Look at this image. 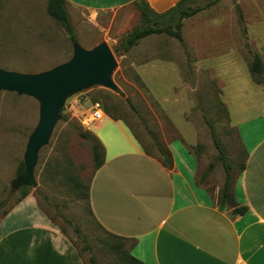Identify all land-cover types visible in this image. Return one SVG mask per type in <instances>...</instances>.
<instances>
[{
    "label": "rangeland",
    "instance_id": "374dc122",
    "mask_svg": "<svg viewBox=\"0 0 264 264\" xmlns=\"http://www.w3.org/2000/svg\"><path fill=\"white\" fill-rule=\"evenodd\" d=\"M46 5L47 0H0V69L35 74L71 58L73 43L48 16ZM188 6L199 11L182 20L183 43L167 33L151 34L126 52L120 41L141 23L133 6L93 14L68 9L81 47L105 42L110 48L117 91L95 86L66 99L38 152L35 187H16L14 181L38 121V104L0 91V218L23 192L33 194L83 264H137L127 260L130 242L101 228L82 190L72 185V179L88 184L95 173L90 138L100 142L99 134L108 142L116 135L97 124L81 125L94 104L102 106L106 119L123 122L143 150L160 161L159 150L172 141L190 147L199 162L197 184L218 198L225 173L208 122L232 165V182L236 179L245 155L232 123L264 105V84L253 82L249 72L257 53L264 79V0H191ZM169 23L174 31L175 22Z\"/></svg>",
    "mask_w": 264,
    "mask_h": 264
},
{
    "label": "crops",
    "instance_id": "0c3cea01",
    "mask_svg": "<svg viewBox=\"0 0 264 264\" xmlns=\"http://www.w3.org/2000/svg\"><path fill=\"white\" fill-rule=\"evenodd\" d=\"M64 1L67 12L93 14L134 7L139 0ZM144 1L163 13L181 0ZM106 117L98 129L116 135L107 142L97 134L104 160L90 180L89 207L101 228L130 242V257L139 264H264V105L232 123L245 155L231 184L235 203L245 207L238 214L230 207L219 211L217 198L197 184L198 158L185 144H167L172 167L166 168L123 122ZM0 264L83 261L28 194L0 218Z\"/></svg>",
    "mask_w": 264,
    "mask_h": 264
},
{
    "label": "water",
    "instance_id": "95a60500",
    "mask_svg": "<svg viewBox=\"0 0 264 264\" xmlns=\"http://www.w3.org/2000/svg\"><path fill=\"white\" fill-rule=\"evenodd\" d=\"M115 67V58L105 42L85 49L75 41L71 58L44 72L22 74L0 69V91L30 97L38 104V121L23 155L24 174L14 181L16 187L36 186L38 152L48 143L66 99L95 86L117 91L112 81Z\"/></svg>",
    "mask_w": 264,
    "mask_h": 264
},
{
    "label": "trees",
    "instance_id": "16d2710c",
    "mask_svg": "<svg viewBox=\"0 0 264 264\" xmlns=\"http://www.w3.org/2000/svg\"><path fill=\"white\" fill-rule=\"evenodd\" d=\"M191 0H181L179 1L173 8L167 10L166 12L163 13H156L154 12L148 4L144 0H139L134 3V7L139 10L140 13V20L141 23L137 27H135L133 30H131L121 41H120V48L123 51H128L130 50L133 46H135L141 39L151 35V34H159V33H167L173 37H175L180 43H183L182 37L180 34V28L182 26V20L185 18L192 17L195 15L199 9H192L188 6V2ZM46 11L49 17H51L53 20L58 22L64 29L66 35L68 36L69 40L74 43L76 41L75 34L73 31V27L65 6V1L64 0H47V5H46ZM175 22V30L173 31L170 28V23L169 22ZM263 71V62L260 58V56L257 53L252 54V60L249 64V72L250 75L253 79V82L256 84L262 85L264 84V79L261 78V74ZM103 109V108H102ZM104 113L105 110L103 109ZM113 119V118H112ZM207 125L210 130L211 138L213 140V144L218 151V160L221 162L223 168H224V173H225V178H224V183L222 185L221 191L218 194L217 198V208L219 211H223L225 208H232V212L234 214L238 213H243L245 211V207H238L237 204L235 203L232 191H231V163L228 162L226 159V156L221 149L218 141L216 140L214 130L212 126L207 122ZM80 129L84 132L81 133L83 137H87L86 132L83 130L82 127ZM91 140V149H92V154H93V161H94V166H95V171L98 170L104 160V148L103 145L95 138L92 136L90 138ZM160 149V148H159ZM189 151L191 152L190 147L188 148ZM146 152V151H145ZM160 155L162 156V161L161 163L163 166L166 168H171L172 167V158L170 152L165 149H160L159 150ZM147 153V152H146ZM244 167L243 165L241 166V170H243ZM24 173V164L21 163L17 175L21 176ZM91 180V179H90ZM72 185L76 189L79 188L80 191L82 192L84 198L87 200L89 204V184H84L82 180L75 181L72 179ZM28 195V193L23 192L19 200L15 202V205L18 204L23 198H25ZM2 205V202L0 203V206ZM8 212H5L4 215H6ZM112 235V234H110ZM114 236V235H112ZM115 238H121L114 236ZM124 239V238H121ZM125 240V239H124ZM127 260L133 263L139 264L137 260L134 258L130 257L129 254L127 253Z\"/></svg>",
    "mask_w": 264,
    "mask_h": 264
},
{
    "label": "built area",
    "instance_id": "2783aa9c",
    "mask_svg": "<svg viewBox=\"0 0 264 264\" xmlns=\"http://www.w3.org/2000/svg\"><path fill=\"white\" fill-rule=\"evenodd\" d=\"M104 117V112L100 104H94L88 110V113L81 118V125L89 128L91 125H96ZM84 129V128H83Z\"/></svg>",
    "mask_w": 264,
    "mask_h": 264
}]
</instances>
